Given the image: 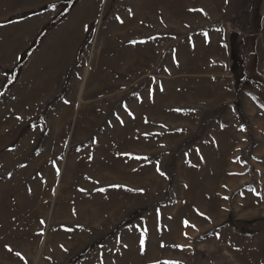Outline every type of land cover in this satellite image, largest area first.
<instances>
[{
	"label": "rangeland",
	"instance_id": "374dc122",
	"mask_svg": "<svg viewBox=\"0 0 264 264\" xmlns=\"http://www.w3.org/2000/svg\"><path fill=\"white\" fill-rule=\"evenodd\" d=\"M0 9V264H264V0Z\"/></svg>",
	"mask_w": 264,
	"mask_h": 264
},
{
	"label": "crops",
	"instance_id": "0c3cea01",
	"mask_svg": "<svg viewBox=\"0 0 264 264\" xmlns=\"http://www.w3.org/2000/svg\"><path fill=\"white\" fill-rule=\"evenodd\" d=\"M2 4H3L1 7L2 10H3V8L6 9V8H9L12 6L14 7V3H10L11 6L9 4V7H8V3L5 1H2ZM1 9H0V11H1ZM11 11L13 12V9ZM15 14H18V13H15ZM5 20H7L6 17H4V18L2 17L0 19V69H2V68L4 69V72L0 73V76L1 77L4 76L5 78H7L8 72L11 71V65H13L14 63H18V61L21 58V54H23V52L26 49L25 45L29 46L30 35L24 34V32H22V34L17 33L15 38H17L18 41L15 42L14 41L15 39H13V37H12V36H14L12 29H15L16 27L12 26L11 28H9V25L6 23L7 21H5ZM27 29H29V26ZM21 30H23V27ZM24 37H25V39H24ZM20 38H23V42H22V40L20 41ZM34 39H36V38H34ZM11 45H18L19 48L18 49H12ZM22 45H24L23 49H21ZM7 58L9 60H11V63L10 62L7 63L8 62ZM15 65H17V64H15ZM7 70H9V71L7 72Z\"/></svg>",
	"mask_w": 264,
	"mask_h": 264
},
{
	"label": "trees",
	"instance_id": "16d2710c",
	"mask_svg": "<svg viewBox=\"0 0 264 264\" xmlns=\"http://www.w3.org/2000/svg\"><path fill=\"white\" fill-rule=\"evenodd\" d=\"M21 59V58H20ZM22 65V60H19L18 63H17V67Z\"/></svg>",
	"mask_w": 264,
	"mask_h": 264
},
{
	"label": "snow or ice",
	"instance_id": "6c2138e0",
	"mask_svg": "<svg viewBox=\"0 0 264 264\" xmlns=\"http://www.w3.org/2000/svg\"><path fill=\"white\" fill-rule=\"evenodd\" d=\"M143 243H144V242H143V240H142V241H141V247H142V249H143Z\"/></svg>",
	"mask_w": 264,
	"mask_h": 264
},
{
	"label": "bare ground",
	"instance_id": "6f19581e",
	"mask_svg": "<svg viewBox=\"0 0 264 264\" xmlns=\"http://www.w3.org/2000/svg\"><path fill=\"white\" fill-rule=\"evenodd\" d=\"M6 129V128H5ZM3 132V131H2Z\"/></svg>",
	"mask_w": 264,
	"mask_h": 264
}]
</instances>
